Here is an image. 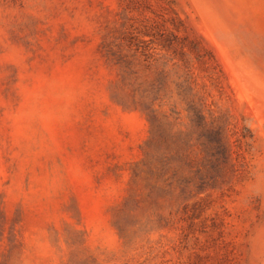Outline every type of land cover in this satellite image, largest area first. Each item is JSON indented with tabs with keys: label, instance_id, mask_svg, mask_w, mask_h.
I'll use <instances>...</instances> for the list:
<instances>
[{
	"label": "rangeland",
	"instance_id": "374dc122",
	"mask_svg": "<svg viewBox=\"0 0 264 264\" xmlns=\"http://www.w3.org/2000/svg\"><path fill=\"white\" fill-rule=\"evenodd\" d=\"M0 264H264V0H0Z\"/></svg>",
	"mask_w": 264,
	"mask_h": 264
},
{
	"label": "trees",
	"instance_id": "16d2710c",
	"mask_svg": "<svg viewBox=\"0 0 264 264\" xmlns=\"http://www.w3.org/2000/svg\"><path fill=\"white\" fill-rule=\"evenodd\" d=\"M220 145H221V147H223V148H222V150H223V154H225V152H226V147H225V145L223 144V142L221 141V138H220Z\"/></svg>",
	"mask_w": 264,
	"mask_h": 264
}]
</instances>
